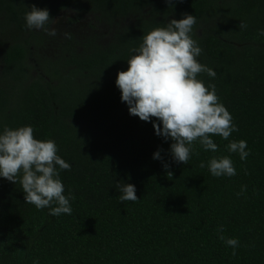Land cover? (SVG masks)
Segmentation results:
<instances>
[{
	"label": "trees",
	"instance_id": "1",
	"mask_svg": "<svg viewBox=\"0 0 264 264\" xmlns=\"http://www.w3.org/2000/svg\"><path fill=\"white\" fill-rule=\"evenodd\" d=\"M86 1L109 24L137 22L107 47L70 41L56 58L38 57L37 71L40 33L24 16L35 5L52 17L48 1L0 0V134L31 126L34 138L53 140L70 165L57 166L64 195L75 197L70 215L51 216L0 177V264H264V0ZM185 14L196 18L198 62L216 73L197 79L215 85L238 128L228 140L210 137L215 152L195 142L186 165L156 135L155 118L130 115L116 86L143 35ZM241 140L244 161L227 149ZM224 156L236 175L214 177L208 162ZM119 182L134 185L138 200L120 202ZM220 235L239 241L235 256Z\"/></svg>",
	"mask_w": 264,
	"mask_h": 264
},
{
	"label": "clouds",
	"instance_id": "2",
	"mask_svg": "<svg viewBox=\"0 0 264 264\" xmlns=\"http://www.w3.org/2000/svg\"><path fill=\"white\" fill-rule=\"evenodd\" d=\"M167 2L171 4L172 0ZM50 18L47 9H39L35 5L24 16L28 29L43 30L49 36H56V28L49 30L45 27ZM51 22L57 21L52 18ZM195 24V16L185 14L184 18L172 19L166 27L155 28L143 35L139 48L133 49L136 54L127 61V71H120L116 79L121 100L128 105L130 115L144 122L155 118L158 121L153 125L156 135L166 142L173 141L171 156L176 163L185 165L195 142L198 141L205 151L215 152L218 146L211 136L228 140L232 132L238 131L232 124L229 111L219 102L215 85L206 87L197 79L203 72L212 78L216 73L197 60L203 50L190 35ZM246 27L244 22H240L239 29ZM65 35L70 38V34ZM260 35H264V31ZM246 148L247 143L243 140L231 141L227 145L228 151L239 153L242 161L250 154ZM57 151L53 140L34 138L31 126L5 127L0 134V177L15 184L19 182L26 203L38 210L50 208L51 216L70 215V199L75 197L71 193L68 197L64 195V185L57 169L58 166L60 170H70V165L57 155ZM153 158L161 159L160 151ZM199 166L204 168L205 164L201 162ZM207 167L214 177L236 175L232 160L227 156L212 158ZM164 168L167 170L169 165L165 164ZM172 175L169 171L168 176ZM116 188L121 193L118 197L120 202L138 200L134 185L119 182ZM244 191L246 186H242L238 195ZM217 231L223 233V226ZM219 238L234 249L232 254L235 256L239 241L226 239L223 235Z\"/></svg>",
	"mask_w": 264,
	"mask_h": 264
},
{
	"label": "flooded vegetation",
	"instance_id": "3",
	"mask_svg": "<svg viewBox=\"0 0 264 264\" xmlns=\"http://www.w3.org/2000/svg\"><path fill=\"white\" fill-rule=\"evenodd\" d=\"M33 1H39V0H33ZM47 1H48V4H49V6L51 7V10H52V17L50 18V22H49V24L47 26V28L49 30H51L53 28V26H52L53 23L51 22V19L52 18L55 19L56 16H58V15H61L62 16L63 14H65L66 19H67V20H65L66 21V25L69 26L71 23H74V22L77 21V19H78L77 16L80 15V14H82L83 13L82 12L83 10H86L87 12H90V13L93 14V18H94V20L96 22H98L100 24H104L112 32H113L112 29H114V31H115L114 37H112V39L110 41L108 39L103 44L101 43L102 40H100L98 38V35H96V34L91 35V36H89V37L84 38V39L81 40V39H79V37H80V35H83V34H79V33H75V32H70L69 30L61 31L60 32L61 35H65V33H68V34H70V38H68L66 36L65 40H60V39L57 40L58 42H61L62 41V43L59 44L58 49H57V54H55L52 59H54L57 56H59L60 55V51H62L61 48L63 46H65L70 41H72L78 47V49H80V50L81 49H85L86 47L92 48V44L93 43L99 44L102 47H107V46H109L111 43H113L116 40L117 35L124 29V27L133 26L137 22V18L134 17V18H132V19H134V22L133 23H130L127 26L123 25L122 28L119 29V26H118V21L119 20L118 21L116 20L115 23L109 24V22L106 21L101 16H99L98 13L92 12L90 10L91 7H89L87 5L88 2L86 0H47ZM68 15H69V17L67 18ZM72 17H76V18H72ZM122 20H124V19H122ZM94 27H96V26L93 25L92 28H94ZM116 27L118 28V31H117ZM39 33H40V36H39L40 38L39 39L41 40L42 45L37 50V54L35 53L36 50L34 49V56L37 55L38 57H41L42 58L41 62L43 63V61L45 59H51L48 56H44L43 55V47H44V44L45 43H48V40L47 39H50L51 40L53 38V36L47 35L43 30H39ZM35 66L37 68V71H39V68H40L39 64L36 63ZM40 71H41V68H40Z\"/></svg>",
	"mask_w": 264,
	"mask_h": 264
},
{
	"label": "rangeland",
	"instance_id": "4",
	"mask_svg": "<svg viewBox=\"0 0 264 264\" xmlns=\"http://www.w3.org/2000/svg\"><path fill=\"white\" fill-rule=\"evenodd\" d=\"M83 13L77 16V21L74 23H71L69 26L66 25V16L65 14L58 15L56 16V23H53L52 26L53 28L57 29V35L53 36V38L47 39L48 43L44 44L43 47V55L44 56H48L49 58H53L55 54H57V49L59 44L62 43L58 42L57 40H65L66 35H61L60 32L61 31H66L69 30L70 32H75V33H79V34H83L80 35L79 39H84L87 38L91 35H98V38L100 40H102V44L105 43L108 39L109 41L112 39V37H114V29L113 32L104 24H100L98 22H96L93 18V14L90 12H87L86 10L82 11ZM70 15V14H69ZM69 15L67 16V18L69 17ZM71 16V15H70ZM72 18H76V17H72ZM59 22V23H58ZM134 19H124V20H119L118 21V26L119 29L122 28L123 25L127 26L130 23H133ZM95 25L96 27L92 28V26ZM91 28V29H90ZM117 31L118 28L116 27ZM112 33V34H111ZM37 59L38 56H34V58H31V63H33L34 65L37 63ZM2 69V62L0 61V70Z\"/></svg>",
	"mask_w": 264,
	"mask_h": 264
}]
</instances>
